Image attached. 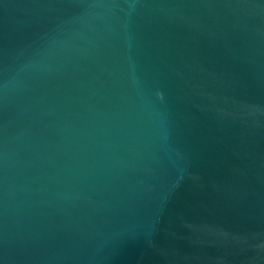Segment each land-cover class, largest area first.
Here are the masks:
<instances>
[{
  "label": "water",
  "instance_id": "1",
  "mask_svg": "<svg viewBox=\"0 0 264 264\" xmlns=\"http://www.w3.org/2000/svg\"><path fill=\"white\" fill-rule=\"evenodd\" d=\"M0 264H264V0H0Z\"/></svg>",
  "mask_w": 264,
  "mask_h": 264
}]
</instances>
